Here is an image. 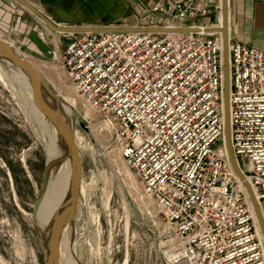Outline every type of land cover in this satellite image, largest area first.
Listing matches in <instances>:
<instances>
[{
	"label": "built area",
	"instance_id": "obj_1",
	"mask_svg": "<svg viewBox=\"0 0 264 264\" xmlns=\"http://www.w3.org/2000/svg\"><path fill=\"white\" fill-rule=\"evenodd\" d=\"M208 0H158L164 26L198 32L61 33L59 61L76 96L162 216L164 264H264V238L225 142L221 26ZM52 56L57 51L51 48ZM231 144L264 218V50L229 39Z\"/></svg>",
	"mask_w": 264,
	"mask_h": 264
},
{
	"label": "rangeland",
	"instance_id": "obj_2",
	"mask_svg": "<svg viewBox=\"0 0 264 264\" xmlns=\"http://www.w3.org/2000/svg\"><path fill=\"white\" fill-rule=\"evenodd\" d=\"M38 28L57 57L36 45H22L20 41L29 42L28 31L18 36L0 30V39L36 65L73 106L71 127L82 159L83 190L63 239L62 264H164L162 216L151 212L104 119L76 96L58 58L61 33L42 19ZM16 73L0 60V264H45L47 247L33 213L47 179L46 144L52 130L33 111Z\"/></svg>",
	"mask_w": 264,
	"mask_h": 264
},
{
	"label": "water",
	"instance_id": "obj_3",
	"mask_svg": "<svg viewBox=\"0 0 264 264\" xmlns=\"http://www.w3.org/2000/svg\"><path fill=\"white\" fill-rule=\"evenodd\" d=\"M33 14L42 19L47 26L58 33H132V32H198L199 29H162V28H95L88 26H60L46 16H44L36 7L26 0H17ZM221 26L208 28L206 32H220L223 38V76H224V106H225V142L231 165L246 188L258 219L262 235L264 238V220L260 212V206L252 191L250 183L246 180L234 156L231 144V126H230V63H229V39H230V0H221ZM32 42L45 54L52 56L51 47L45 42L41 35L36 31L30 34ZM0 60L10 61L16 68L23 70L31 83L33 101L40 112L56 128L61 145L66 149L71 159V192L68 203L56 215L53 220L50 237L45 240L48 253L46 254L45 264H59L60 241L62 232L68 223H72L76 218L78 201L81 193V179L83 172L82 159L80 151L75 143L71 123L51 106L45 97V90L51 92V88L43 75L33 67V65L21 57L15 49L4 40L0 39ZM53 93V92H52ZM46 187V180L42 186V193ZM42 193L36 201L34 213L38 210L42 202Z\"/></svg>",
	"mask_w": 264,
	"mask_h": 264
},
{
	"label": "crops",
	"instance_id": "obj_4",
	"mask_svg": "<svg viewBox=\"0 0 264 264\" xmlns=\"http://www.w3.org/2000/svg\"><path fill=\"white\" fill-rule=\"evenodd\" d=\"M26 1L60 26L147 28L164 26L166 21L149 12V7L158 0ZM208 4L211 7L208 18L188 20L185 26L217 24L221 0H208ZM220 17L222 19L221 14ZM39 20L38 16L22 7L17 0H0V30L9 34L17 32L18 36L28 31L29 42L20 41L22 45L36 47L30 34L34 30L40 32ZM230 34L243 43L264 50V0H230Z\"/></svg>",
	"mask_w": 264,
	"mask_h": 264
},
{
	"label": "bare ground",
	"instance_id": "obj_5",
	"mask_svg": "<svg viewBox=\"0 0 264 264\" xmlns=\"http://www.w3.org/2000/svg\"><path fill=\"white\" fill-rule=\"evenodd\" d=\"M16 52L19 54L18 51ZM20 56L22 57V55ZM2 61L10 66H14L8 60H2ZM30 63L33 65L35 69H37L43 75V77L46 79V81L48 82L51 88V92L45 90V97L49 102V104L54 108H56L58 112L66 119V121L71 123V113L73 108L72 104L66 102L67 98L61 95V92H59V90L51 83V80L48 77H46L36 65H34L32 62ZM16 69H17V73H16L17 78L23 83V85L27 88V91L29 92V100L30 103L32 104L33 111L35 112L37 117L46 124L47 127L46 126L44 127L52 130V135L50 136V139L48 138L49 141L46 144V155L48 160L46 187L42 193V202L38 210L35 213H33V221L36 227L40 231L41 235L44 237V240H48L50 237L51 227L54 218L69 201V196L71 192V159L68 156L66 149L63 146L59 145L60 140L56 128L40 112L38 107L35 105L33 101L31 83L27 74L19 68ZM75 143L77 147H79L78 142L75 141ZM82 190L83 189H82V179H81V193ZM252 191L255 195L253 188ZM260 212L263 218L261 209ZM70 224L71 223H68L62 232V237L60 241L59 264H62V256L64 252L63 239L66 238V237L64 238V236L68 231V227ZM47 253L48 250L46 249V254Z\"/></svg>",
	"mask_w": 264,
	"mask_h": 264
}]
</instances>
